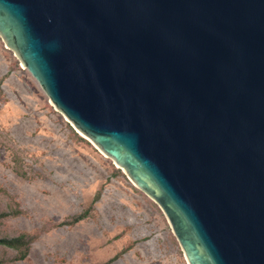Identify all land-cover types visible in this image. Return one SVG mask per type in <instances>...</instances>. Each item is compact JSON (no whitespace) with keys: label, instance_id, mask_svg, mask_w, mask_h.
Listing matches in <instances>:
<instances>
[{"label":"water","instance_id":"1","mask_svg":"<svg viewBox=\"0 0 264 264\" xmlns=\"http://www.w3.org/2000/svg\"><path fill=\"white\" fill-rule=\"evenodd\" d=\"M0 36L189 264H264V0H0Z\"/></svg>","mask_w":264,"mask_h":264},{"label":"rangeland","instance_id":"2","mask_svg":"<svg viewBox=\"0 0 264 264\" xmlns=\"http://www.w3.org/2000/svg\"><path fill=\"white\" fill-rule=\"evenodd\" d=\"M86 215L75 225H66ZM0 264H189L161 207L77 130L0 36Z\"/></svg>","mask_w":264,"mask_h":264},{"label":"trees","instance_id":"3","mask_svg":"<svg viewBox=\"0 0 264 264\" xmlns=\"http://www.w3.org/2000/svg\"><path fill=\"white\" fill-rule=\"evenodd\" d=\"M84 218H86V215H80L76 218H74L70 223H64L66 225H75L78 222L82 221ZM26 236L25 235H21L20 237L13 239V240H1L0 241V245H5L8 246L10 248H14V249H19L22 246V243H25V251L22 253L21 258H25L27 256L29 247L32 243V239H27V241H25Z\"/></svg>","mask_w":264,"mask_h":264}]
</instances>
